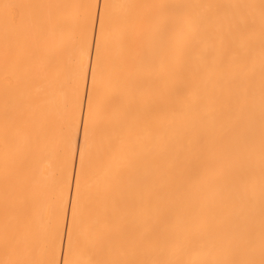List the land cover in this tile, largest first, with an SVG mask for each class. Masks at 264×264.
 I'll return each mask as SVG.
<instances>
[{
	"label": "bare ground",
	"instance_id": "obj_1",
	"mask_svg": "<svg viewBox=\"0 0 264 264\" xmlns=\"http://www.w3.org/2000/svg\"><path fill=\"white\" fill-rule=\"evenodd\" d=\"M0 264H264V0H0Z\"/></svg>",
	"mask_w": 264,
	"mask_h": 264
}]
</instances>
